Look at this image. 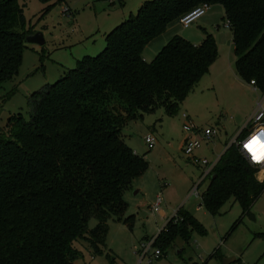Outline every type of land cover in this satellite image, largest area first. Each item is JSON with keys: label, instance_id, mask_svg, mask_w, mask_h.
I'll use <instances>...</instances> for the list:
<instances>
[{"label": "trees", "instance_id": "1", "mask_svg": "<svg viewBox=\"0 0 264 264\" xmlns=\"http://www.w3.org/2000/svg\"><path fill=\"white\" fill-rule=\"evenodd\" d=\"M39 1L43 14L67 0ZM203 3L223 8L234 70L264 92V0H144L105 32L97 54H84L28 95L27 118L11 114L0 129V264H74L75 240L102 253L109 219L132 227V215H123L124 193L148 162L124 141L126 128L158 108L175 114L215 61L217 46L203 30L198 43L170 37L150 60L142 51ZM29 33L22 5L0 0V83L17 73ZM258 133L264 136V129ZM211 168L199 194L205 208L213 214L231 197L253 216L249 208L264 190V176L256 177L260 168L234 143ZM91 217L96 222L88 228ZM202 230L179 208L153 244L164 253L176 238L188 243L193 231Z\"/></svg>", "mask_w": 264, "mask_h": 264}, {"label": "rangeland", "instance_id": "2", "mask_svg": "<svg viewBox=\"0 0 264 264\" xmlns=\"http://www.w3.org/2000/svg\"><path fill=\"white\" fill-rule=\"evenodd\" d=\"M17 1L22 5L26 28L32 30L29 34L39 32L43 42L25 41L17 73L0 83V129L11 114L20 113L27 118V97L32 91L46 82H54L84 54H97L104 46L105 32L144 2L67 0L52 5L42 14L43 2ZM225 24L223 8L219 4H210L203 15L188 26L179 21L169 23L144 49L145 58L150 60L170 37L179 34L190 41H199L203 30L212 34L217 46L215 61L179 104L175 114L168 115L158 108L126 128L134 142L141 143V138L150 132L161 144L150 148L152 158L148 171L157 174L160 181L163 208L168 213L179 208L187 210L203 229V232L193 231L188 243L176 238L152 264H264V190L249 208L253 216L244 213L231 197L211 214L199 195L205 190L208 179L199 182L202 169L187 160L179 147L180 137L188 135L182 129L185 124L183 113L198 127L212 126L216 130L210 141L193 151L211 162L222 154L226 141L241 132L243 137L248 134L252 127L249 119L257 102L261 101L264 107V92L252 90L235 73L231 32ZM200 135L198 131L196 136L199 138ZM161 147L163 153L158 149ZM159 150L160 155H157ZM198 182V193L195 194L193 190ZM131 208L129 204L124 212L128 214ZM147 217L144 219L139 213L131 231L122 223L109 219L104 244L99 246L102 253L94 252L83 240H75L73 245L79 255L74 264H136L142 238L146 234L150 237L157 234L164 224V220L156 215L148 214ZM89 219L88 228L96 222L93 217ZM231 226L234 227L230 230ZM230 257L233 261L224 263L223 259Z\"/></svg>", "mask_w": 264, "mask_h": 264}, {"label": "built area", "instance_id": "3", "mask_svg": "<svg viewBox=\"0 0 264 264\" xmlns=\"http://www.w3.org/2000/svg\"><path fill=\"white\" fill-rule=\"evenodd\" d=\"M209 5L206 3L201 4L198 7H195L194 9H191L190 12L185 14L183 17L180 18V23L183 26H188L191 21L195 20L199 16L203 15L206 8H208ZM227 25V21L226 24ZM251 85L252 90H260L257 88V86L254 84L253 80L249 82ZM257 107L251 118L249 119L250 123H252L251 130L248 132V134L245 137H241L237 139L236 137H233L228 143H234L237 147L239 152H241L246 160L255 167H264V160H261L259 162L254 161L251 157V154L249 151L244 147V145L251 139L253 135H256L261 128L264 129V107L261 103V101L257 102ZM182 116L185 119V124H183L182 129L188 133V135L183 140L182 146H181V152L185 155L187 160L191 161L195 166H199L202 169V172L200 174V180L206 178L211 170L212 166L216 161H209L206 157H199L193 153V151L200 147L203 143H206L211 140L212 136L216 134V130L212 126H206V127H198L196 123H193V121L188 117L186 114H182ZM198 131L201 133L200 137L198 138L196 134ZM263 136V135H262ZM264 139V136L262 137ZM142 140L144 141L146 149H150L154 147L156 144L155 136L148 132V134L144 135L142 137ZM199 180V182H200ZM198 182V183H199ZM198 184L194 187L195 194L198 193L197 191ZM161 193L158 192L154 199L151 202L150 205V211L156 210L160 208V205L162 204L161 199ZM154 236L152 238H149L143 242H141V250L137 253V262L136 264H152L153 260L158 258L162 251L159 247H155L153 245Z\"/></svg>", "mask_w": 264, "mask_h": 264}, {"label": "crops", "instance_id": "4", "mask_svg": "<svg viewBox=\"0 0 264 264\" xmlns=\"http://www.w3.org/2000/svg\"><path fill=\"white\" fill-rule=\"evenodd\" d=\"M202 16V15H201ZM200 17V16H199ZM231 32V30H230ZM203 36H201V39H202ZM186 38V37H185ZM200 39V40H201ZM199 40V41H200ZM152 41V40H151ZM149 41V42H151ZM190 41V40H189ZM198 40H191L190 42H193V43H198L199 42ZM148 42V43H149ZM147 43V44H148ZM164 43V42H163ZM146 44V45H147ZM232 44V43H231ZM146 45L144 46L146 48ZM162 45V44H161ZM233 45V44H232ZM144 48V49H145ZM161 48V47H160ZM159 48V49H160ZM144 49L142 51V58L146 61L148 60V57L145 58V55H144ZM236 73V72H235ZM237 75V74H236ZM239 76V75H238ZM240 77V76H239ZM245 82V81H244ZM249 84V83H248ZM250 85V84H249ZM251 86V85H250ZM195 88V87H194ZM192 92V91H191ZM184 101V100H183ZM182 101V103H183ZM189 117V116H188ZM190 118V117H189ZM192 120V118H190ZM193 121V120H192ZM194 123V122H193ZM152 128L155 130V126L152 124ZM186 137V136H185ZM184 136H181L180 137V141H179V147L181 148L182 146V143H183V140L185 139ZM132 135H128L127 132H125V137H124V141H126V143L131 147V149L133 150V152L135 151L137 154H144L145 155V159L147 160L148 162V165L150 164L151 162V158H152V155H151V152L152 150L151 149H146L145 147V144H144V141L142 140L141 138V143L139 142H134L132 139ZM156 139V137H155ZM232 139V138H231ZM230 139V140H231ZM229 140V141H230ZM229 141H226L225 145H224V149L227 145V143ZM157 144V145H156ZM156 146H161L160 142L158 139H156ZM154 145V146H155ZM153 148V147H152ZM157 149V148H156ZM158 149H161L162 150V153H163V149L162 147L161 148H158ZM223 149V150H224ZM151 150V151H150ZM222 150V151H223ZM157 155H160V150L157 152ZM166 156H169V154L165 153ZM219 158V157H218ZM217 158V159H218ZM217 159L213 160V161H216ZM145 172H143L141 175L135 177V179L132 181V184H131V188L126 190L125 193H124V199L125 201L127 202V208H128V205H132V208L129 210V213L126 214V210L124 212V216L125 215H129L131 214L132 217H133V223H132V227H133V224L136 220V216L139 215V213H141L142 217L144 219H147V215H156L160 218H162L164 220V224L163 226L165 225V223L167 222V220L175 213L176 209L173 210L171 213H168L167 212V209H164L163 206L156 209V210H153V211H150V205H151V202L152 200L154 199L155 195L162 189L161 185H160V181L157 177V174H155L153 171L149 173L148 171V166L147 168L144 170ZM259 173V175L257 176V174ZM264 176V167H261L258 172L256 173V177L257 179H261L262 177ZM200 178V176H199ZM206 178L204 179H199L200 180V183L205 180ZM198 184V183H197ZM135 192V193H134ZM161 192V191H160ZM162 204H163V201H162ZM118 222V221H117ZM120 224L122 223L121 221L119 222ZM123 224V223H122ZM124 227H126L128 230L131 231L132 227L131 228H128L125 224H123ZM162 226V227H163ZM161 227V228H162ZM160 228V229H161ZM156 234V233H154ZM154 234L151 235V237L146 234L142 240L145 241L149 238H152L153 236H155Z\"/></svg>", "mask_w": 264, "mask_h": 264}, {"label": "snow or ice", "instance_id": "5", "mask_svg": "<svg viewBox=\"0 0 264 264\" xmlns=\"http://www.w3.org/2000/svg\"><path fill=\"white\" fill-rule=\"evenodd\" d=\"M244 147L249 151L254 161L264 160V139L261 135H253Z\"/></svg>", "mask_w": 264, "mask_h": 264}, {"label": "water", "instance_id": "6", "mask_svg": "<svg viewBox=\"0 0 264 264\" xmlns=\"http://www.w3.org/2000/svg\"><path fill=\"white\" fill-rule=\"evenodd\" d=\"M25 40L27 42L42 43L43 42V36L39 32H37V33L26 35ZM223 261H224V263H230V261H233V257L224 258Z\"/></svg>", "mask_w": 264, "mask_h": 264}, {"label": "bare ground", "instance_id": "7", "mask_svg": "<svg viewBox=\"0 0 264 264\" xmlns=\"http://www.w3.org/2000/svg\"><path fill=\"white\" fill-rule=\"evenodd\" d=\"M257 134L261 135L260 133H257ZM261 137H263V136L261 135Z\"/></svg>", "mask_w": 264, "mask_h": 264}]
</instances>
